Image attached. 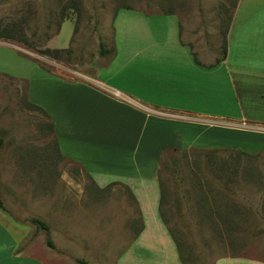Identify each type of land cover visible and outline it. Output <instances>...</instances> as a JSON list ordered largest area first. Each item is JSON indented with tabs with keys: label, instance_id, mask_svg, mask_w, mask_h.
<instances>
[{
	"label": "crops",
	"instance_id": "0c3cea01",
	"mask_svg": "<svg viewBox=\"0 0 264 264\" xmlns=\"http://www.w3.org/2000/svg\"><path fill=\"white\" fill-rule=\"evenodd\" d=\"M155 17L159 28L140 12L117 15L113 55L92 77L43 72L33 81L0 69L26 83L27 102L52 125L60 158L88 174L96 192L84 205L80 183L47 173L31 198L54 247L45 246V258L28 252L34 244L20 252L21 232L8 227L0 209V264H183L160 213L161 161L167 151L231 148L225 137L214 142L216 130L245 134L233 138L264 133V0L235 1L222 60L195 56L177 15ZM0 48L31 67L22 46L0 39ZM87 243L113 255L82 252ZM244 261L264 264L245 256H221L214 264Z\"/></svg>",
	"mask_w": 264,
	"mask_h": 264
},
{
	"label": "rangeland",
	"instance_id": "374dc122",
	"mask_svg": "<svg viewBox=\"0 0 264 264\" xmlns=\"http://www.w3.org/2000/svg\"><path fill=\"white\" fill-rule=\"evenodd\" d=\"M235 1L0 0V34L14 35L16 40L9 41L25 48L31 59L23 58L36 64L28 63L31 67H26L21 60L12 62L13 51L0 48V69L4 73L17 70L33 81L43 72L70 78L92 77L113 55L116 16L139 12L151 16L148 24L153 28L154 24L159 28L156 15H177L183 42L194 55L212 54L217 60ZM100 43L106 51L103 55ZM46 50L59 53L50 56ZM25 89L24 81L0 73V135L4 141L0 151L1 218L9 228L21 232L20 252L34 244L28 252L45 258L46 233L36 230L29 221L37 218L32 188L46 182L47 173L55 180L66 173L83 186L84 205L95 190L88 174L60 158L47 117L29 106ZM213 135L215 143L222 136L232 147L220 151H167L163 156L160 211L168 232L183 264H214L221 256L264 261V150H260L264 149V133L233 138L245 134L216 130ZM248 154L260 155L254 158ZM104 195H97L96 207ZM42 200L45 204V197ZM88 211L93 214L96 208ZM86 246L82 252L94 254L100 250L103 254L97 256L113 255L104 247Z\"/></svg>",
	"mask_w": 264,
	"mask_h": 264
},
{
	"label": "trees",
	"instance_id": "16d2710c",
	"mask_svg": "<svg viewBox=\"0 0 264 264\" xmlns=\"http://www.w3.org/2000/svg\"><path fill=\"white\" fill-rule=\"evenodd\" d=\"M0 38L5 39V40H16V37H15L14 35H12V34H9V33H2V34H0ZM22 41H23L26 45H28V44H27V41L25 40V38H22ZM58 51H59V50H56V51H50V50L47 51V50H46L45 53H46L47 55H50V56L54 55V56L57 57V53H59ZM105 53H106V51H105V49H104V46H103V44L100 43V54L103 55V54H105ZM225 54H226V43H225V40H224L220 60H222V59L225 57ZM29 106L32 107V108H35V109H37V110H39V111L42 112V110H41L40 108L36 107V106H33V105H31V104H29ZM42 113H44V112H42ZM49 128H50V130H51V132H52V125H51V124H49ZM3 143H4V141H3V139H2V137H1V135H0V151H1V149H2ZM210 151H217V150H210ZM262 153H264V152H262ZM262 153H260V154H262ZM260 154H258V155H249V154H248V155L251 156V157L257 158V156H259ZM129 195H130V194H129ZM130 196H131V195H130ZM162 199H163V189L161 188V197H160V203H161V204H162ZM262 208H264V202H263V204H262ZM0 209H3V202H2V200H1V195H0ZM160 213H161V212H160ZM256 213L259 215L260 219L262 220L263 218H262V216H261L259 210L256 209ZM29 221H30L31 224H33V225L37 228V230H42V231H44V232L46 233V236H47V233H48V227H47V225H46L43 221H41V220H39V219H37V218H31ZM46 245H47L49 248H51V249L54 247L53 244H52V242L48 239V237H47V239H46ZM76 262H77L78 264H86L83 260H77Z\"/></svg>",
	"mask_w": 264,
	"mask_h": 264
}]
</instances>
